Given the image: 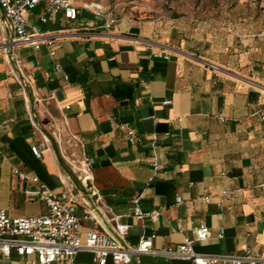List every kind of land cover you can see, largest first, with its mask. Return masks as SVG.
I'll list each match as a JSON object with an SVG mask.
<instances>
[{
  "label": "crops",
  "instance_id": "crops-1",
  "mask_svg": "<svg viewBox=\"0 0 264 264\" xmlns=\"http://www.w3.org/2000/svg\"><path fill=\"white\" fill-rule=\"evenodd\" d=\"M79 7L77 20L54 14L47 23L37 8L32 23L59 37L40 50L18 49L44 133L54 138L48 148L0 51V207L13 218L46 213L47 204L28 194L39 185L16 171L60 194L76 177L61 151L70 160L87 155L100 200L73 189L96 206L104 227L131 225L128 245L152 234L156 248L180 244L205 223L198 253L264 254V27L223 31L117 15L106 29ZM34 146L44 149L41 157ZM137 208L148 216L139 219ZM95 229L103 227L82 221L83 240ZM75 260L94 264L89 251ZM1 264H38V257L13 253ZM141 264L190 262L148 254Z\"/></svg>",
  "mask_w": 264,
  "mask_h": 264
},
{
  "label": "built area",
  "instance_id": "built-area-1",
  "mask_svg": "<svg viewBox=\"0 0 264 264\" xmlns=\"http://www.w3.org/2000/svg\"><path fill=\"white\" fill-rule=\"evenodd\" d=\"M39 7H43L40 16L42 23H47L54 14H62L68 22L75 21L79 17L80 7L75 0H0V51L3 52L8 63L10 75L16 80L28 104L29 118L35 130L42 133L44 144L48 148L50 139L54 138L44 133L35 106L38 101L35 89L18 58L20 47L40 50L43 45L50 44L59 37L50 35L32 23L31 18ZM84 9L101 20L106 29H111L118 20L115 13L99 4L91 3L84 6ZM54 54L55 51H51V55ZM164 57L169 58V53L164 52ZM55 68L57 72L63 70L60 63H56ZM50 98L57 99V95L52 94ZM165 103L170 104L171 101ZM66 108H70V105ZM129 134L135 133L130 131ZM71 138L79 141L75 134H71ZM33 150L38 157L44 154V149L40 146H34ZM61 152L76 178L82 183L84 189L81 191L95 196V203L98 202L100 194L94 184L93 159L84 155L80 159L70 160L66 152ZM16 173L21 179H31L39 185V189L29 190L28 194L30 197L44 201L48 211L44 214L13 218L9 216L6 208L0 207V264L1 258L11 257L13 253L20 256L35 255L38 257V264H75L76 256L81 251L91 252L94 264H141L142 257L148 254L168 259H187L190 264H264V254L253 255L249 249L243 255L198 253L194 247L195 243L204 240L209 232L205 223L195 226V238L187 237L180 244L156 248V234H152L142 237L137 246H130L124 241V237L131 225L117 222L112 229L104 227L96 206L83 201L79 193L73 189L74 186L77 188L74 182L59 194L42 183L37 176L31 177L21 171ZM224 194L228 192L224 191ZM206 199L211 200V197ZM80 206L83 207L82 215L77 213V208ZM159 214V211H154L149 216L156 220ZM135 215L139 219L148 216L139 208L136 209ZM84 220L97 222L103 229L89 231L86 240H83L81 224ZM223 236L224 232L221 231L219 237Z\"/></svg>",
  "mask_w": 264,
  "mask_h": 264
},
{
  "label": "rangeland",
  "instance_id": "rangeland-1",
  "mask_svg": "<svg viewBox=\"0 0 264 264\" xmlns=\"http://www.w3.org/2000/svg\"><path fill=\"white\" fill-rule=\"evenodd\" d=\"M94 3L116 15L158 19L177 18L207 29L236 31L257 22L264 27V0H75Z\"/></svg>",
  "mask_w": 264,
  "mask_h": 264
},
{
  "label": "water",
  "instance_id": "water-1",
  "mask_svg": "<svg viewBox=\"0 0 264 264\" xmlns=\"http://www.w3.org/2000/svg\"><path fill=\"white\" fill-rule=\"evenodd\" d=\"M74 182L76 183V185L78 186L79 189L83 190V186L82 183L75 177Z\"/></svg>",
  "mask_w": 264,
  "mask_h": 264
}]
</instances>
